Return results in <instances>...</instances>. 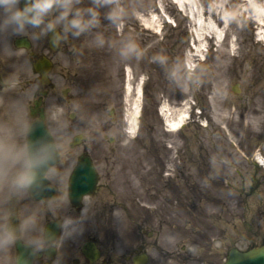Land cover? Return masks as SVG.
<instances>
[{
  "label": "rangeland",
  "instance_id": "1",
  "mask_svg": "<svg viewBox=\"0 0 264 264\" xmlns=\"http://www.w3.org/2000/svg\"><path fill=\"white\" fill-rule=\"evenodd\" d=\"M198 2L218 20L204 29L205 38L198 35L196 7L179 10L173 0H115L125 10L119 27L106 18L111 5H104L99 24L80 36L69 33L57 51L49 49L48 35L34 38L31 32L39 30L30 28L23 35L31 49L13 47L22 58L24 92L13 89L22 86L10 88L22 98L0 109V142L12 139V125L23 141L19 125L32 122L29 106L40 89L29 52L51 55L54 85L44 106L50 130L63 144L58 168L68 173L84 149L94 156L103 181L111 182L95 197L113 210L103 214H111L102 222L103 236L123 255L141 246L149 255L145 264H223L232 247L264 244V0ZM94 4L77 0L75 7ZM155 14L157 25L147 27ZM128 40L137 43L140 55L120 54ZM220 48L228 57L220 56ZM8 77L17 81L11 69ZM128 81L134 90L126 88ZM138 98L140 123L130 133L126 120L112 122L109 109L118 106L129 118ZM192 101L201 110L195 120L188 114L181 129L166 130L159 105L177 114ZM105 123L113 126L103 130ZM81 133L86 144L72 147L73 136ZM60 189L67 197L65 182ZM132 193L138 197L125 206L121 200ZM35 210L28 203L22 214Z\"/></svg>",
  "mask_w": 264,
  "mask_h": 264
},
{
  "label": "clouds",
  "instance_id": "2",
  "mask_svg": "<svg viewBox=\"0 0 264 264\" xmlns=\"http://www.w3.org/2000/svg\"><path fill=\"white\" fill-rule=\"evenodd\" d=\"M77 0H0V34H29L34 38L51 34L56 44L67 40L68 34L80 36L100 23L99 8L111 5L106 18L119 27L125 15L123 7L115 0H95L94 6L75 7ZM58 12L55 18L53 12ZM61 30L57 31V26ZM120 54L140 55V48L133 40H128L120 47ZM154 59L161 64L166 57ZM177 79L175 72L170 73ZM60 126H63L61 122ZM32 122L24 121L19 125V135L25 137L22 142H0V204L5 205L0 218V248L14 245L19 236L27 235L26 247L33 252H41L57 247L60 242L75 234L82 233L84 221L90 211L85 206L79 216L64 214L58 219L61 230L59 236L54 231H45L39 225V217L35 214L20 215L10 206L12 200H19L28 195H37L50 187L46 181L56 185L63 184V172L58 168L63 154V144L52 132L33 134ZM46 208L55 217L58 210L70 207V200L60 193L51 196L46 202ZM18 221L11 223V217ZM17 264H29L27 257H18Z\"/></svg>",
  "mask_w": 264,
  "mask_h": 264
},
{
  "label": "flooded vegetation",
  "instance_id": "3",
  "mask_svg": "<svg viewBox=\"0 0 264 264\" xmlns=\"http://www.w3.org/2000/svg\"><path fill=\"white\" fill-rule=\"evenodd\" d=\"M19 36L0 34V109L4 111L7 109L5 108V105H7L8 103H12L14 105L15 100L20 101L22 98V95H19L18 92L11 90L10 87L22 86V90L16 88L13 89L22 93L24 92V81L22 78L23 72L21 64L22 58L17 55L15 49L13 48H17L16 50L19 49V47L17 46V37ZM9 49L11 50V52L9 51ZM9 66L13 67L10 68L11 70H13V72H16L17 81H11L8 77V74L10 72ZM53 85L54 84H52V87ZM109 114L113 123H115L116 125L120 124V122L122 123L123 111L120 114L118 106H116V109L113 107V109L111 110L110 108ZM2 126L3 124L0 123V127ZM112 126L113 125L110 123H105L102 128L103 130H105L111 128ZM11 127L12 131L14 132V134L12 135V139H8L3 143L9 141L22 142L21 138L16 135V126L12 125ZM86 151L87 150H84L81 154L87 153ZM79 157L80 156L78 155L77 159H79ZM164 168L165 167L163 166L162 170H164ZM69 179L70 173L66 174L65 172H63V182L67 181V184H69ZM112 179L113 177L111 176V173L108 172V174L106 175V180L111 181ZM103 185H111V182H103V184L100 186L99 191L101 190V187ZM131 197V199L129 197H126L125 199L121 200L125 206L128 205V207H131V201H135L138 195L132 193ZM47 200L48 199H33L30 195H28L19 200H12L10 202V206L13 208L15 213L23 215L22 210L25 208V204L28 205V203L30 204V202H34L36 208L35 215L39 217V225L46 231L47 225L53 220L57 219V216L54 217L52 213L47 210L45 203ZM139 201H142V198L139 199ZM85 206L90 211V213L84 221L83 232L62 240L60 244L55 248H49L41 252H36L34 264H138V254L142 252L141 246H139V248L136 250H127V254L123 255L119 251L117 245L113 244L103 236L104 226H102V222L110 219L111 215L107 214L105 216L103 214L109 212V210L111 212L113 211L112 208L109 210L105 209V200L94 198L91 200V203H84L83 208ZM114 206L115 205L112 203V207ZM4 207L5 205L0 204V218H2L3 216ZM81 210H78L77 212H81ZM16 257L17 250L15 244L7 248H0V264H9V259L11 261L12 258L14 260V263L16 264Z\"/></svg>",
  "mask_w": 264,
  "mask_h": 264
},
{
  "label": "water",
  "instance_id": "4",
  "mask_svg": "<svg viewBox=\"0 0 264 264\" xmlns=\"http://www.w3.org/2000/svg\"><path fill=\"white\" fill-rule=\"evenodd\" d=\"M59 31V29H56ZM51 37V34H50ZM23 45L29 47L30 42L27 40H24ZM51 46L53 48L57 47V44L53 42L51 37ZM36 71L40 72L42 75V81L43 83H48L49 79L47 77L48 71L51 67V62L48 59H39L37 62L34 63ZM42 98L35 101V108H31L32 116L35 117V120L32 122L34 132L33 134L38 133H44V132H50L45 119V110L41 106ZM97 182V175L95 171V167L93 166L91 160L89 158L82 159L77 166L74 177H73V183L71 186V195L76 198L81 197V195L85 193H91L93 189L96 187ZM46 184H49L50 187L46 188L44 191L39 192V194L35 195L37 197H44V196H50L53 192V187L51 186L49 181L45 182ZM76 202V200H74ZM54 231H58V224L56 223L54 228ZM17 247L19 251L22 252V254L32 252V250L28 247H26L23 242L18 241ZM22 257V256H20ZM30 264V260H29ZM225 264H264V246L256 247L251 249L248 252H240L236 248L232 249L228 260Z\"/></svg>",
  "mask_w": 264,
  "mask_h": 264
},
{
  "label": "bare ground",
  "instance_id": "5",
  "mask_svg": "<svg viewBox=\"0 0 264 264\" xmlns=\"http://www.w3.org/2000/svg\"><path fill=\"white\" fill-rule=\"evenodd\" d=\"M253 3V1H251ZM250 2V3H251ZM180 3V6H182L184 9L188 7L192 8L194 10V8L196 7L199 15L201 16V20L198 21V29L200 31H198V35H199V38H205L207 37V35H205V32H204V29L206 27H210V26H213L215 24V22L217 23V19L215 18V15L213 13H208L207 11H205L203 8L202 10H200V8L202 7V5L198 2V0H185V1H179ZM164 5L161 4V6L159 7L158 6V9H156L158 12H162L163 10L161 9V7H163ZM251 7L249 5V7L247 9H250L251 10ZM158 15V13H157ZM156 14L154 16H151L148 20H146V24L147 27L149 28H155L154 26L157 25V21H158V16ZM155 51H157L156 48L153 49V54L155 55ZM220 52V56L222 55L223 58H226L228 57L227 55V52L220 48L219 50ZM196 54L194 53V56ZM221 67H223V62L221 64ZM128 88L129 89H132L133 86L131 85V82H129V85H128ZM138 94L139 96L142 94V86L140 85L138 87ZM170 110V108H169ZM165 113L168 112V108H165V110H163ZM186 111L182 110L180 112L177 113V116L174 118V119H169L168 121V126L172 129V130H177L182 123H185L186 121ZM164 113V114H165ZM141 114V107H140V104H139V98L136 100L135 102V106L133 107V111L129 117V121H130V129L128 130L129 132H133L135 131L136 127H137V124H138V119H139V116Z\"/></svg>",
  "mask_w": 264,
  "mask_h": 264
}]
</instances>
